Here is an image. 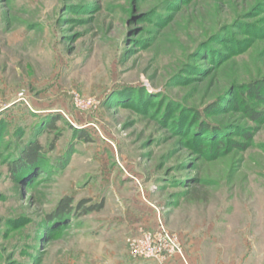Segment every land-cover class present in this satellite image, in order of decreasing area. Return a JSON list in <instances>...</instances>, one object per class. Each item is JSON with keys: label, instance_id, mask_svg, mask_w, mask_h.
<instances>
[{"label": "rangeland", "instance_id": "374dc122", "mask_svg": "<svg viewBox=\"0 0 264 264\" xmlns=\"http://www.w3.org/2000/svg\"><path fill=\"white\" fill-rule=\"evenodd\" d=\"M261 79L264 0H0V264H116L158 221L264 250V121L241 110ZM201 122L247 147L203 153ZM33 141L49 175L18 180ZM64 197L83 205L47 232Z\"/></svg>", "mask_w": 264, "mask_h": 264}, {"label": "trees", "instance_id": "16d2710c", "mask_svg": "<svg viewBox=\"0 0 264 264\" xmlns=\"http://www.w3.org/2000/svg\"><path fill=\"white\" fill-rule=\"evenodd\" d=\"M245 91H246V95H248L251 101L254 102V105L255 103H261V102L264 103V79H261V80L255 81L252 84H249L246 87ZM227 92H230V90ZM143 98L140 99L139 97L138 99V98L131 96L125 99H129V101H136V103L142 104ZM220 100L221 98L218 101H216L214 104H211L208 108L209 110L207 109V111L211 113L212 111L216 110L217 104L220 102ZM145 101L146 100L144 99L143 103H146ZM232 103L228 104L229 109H237L238 106L241 104L240 101H237L236 104L235 103L232 104ZM241 110L244 111L245 116L252 123H255V122L261 123L264 121V111H258L248 105H241ZM53 124L54 122L52 123V125ZM187 125H185V129ZM195 128H196V131L193 132V134H194V137L196 136L195 140L199 141L198 147L202 149L203 153L207 155L208 154L217 155L219 153V149L223 146H224L223 149H225V151L226 149H231V148L240 150V149H245L247 147V144L244 142L238 143L236 141H232V140L224 138L225 136L222 135L220 128L213 127L209 123H204V122L198 123L195 126ZM3 130H4V126H1L0 136L3 133ZM219 132L221 133V136L218 135ZM74 133L76 137H78L79 140H86V138H83L82 136L83 134H81V132L74 131ZM238 136H242L243 139L245 140H249L251 137L249 133H244V131H241L238 134ZM54 141H56V139ZM54 141L52 142L51 145H53ZM51 147L52 146H50V148ZM42 151L43 150H42L40 143H38L37 141H33V142L28 143L27 146H25L22 150H20L17 155L15 154L16 157L13 159V162L10 165V169H11V172L13 173L12 174L13 177L19 180L20 178L31 175L35 169H40L42 174L45 173L48 176L50 172L49 170L50 167L47 168L45 162H43V154H41ZM81 203L82 202H79L76 206H73V201L70 198L68 197L62 198L58 202V205L55 207V209L47 216L50 221V224L48 223V225H46L45 227L46 231L50 232L51 231L50 229L53 228V225L55 223H59V225H62L63 222H65V220L69 218H75V216L77 215L76 210H78L81 207L80 206ZM81 205H83V203ZM102 207L103 205L101 203L96 206L95 205L89 206L84 209L83 214L99 212L101 211ZM61 232H62L61 228H56L53 230L54 235H59L61 234Z\"/></svg>", "mask_w": 264, "mask_h": 264}, {"label": "crops", "instance_id": "0c3cea01", "mask_svg": "<svg viewBox=\"0 0 264 264\" xmlns=\"http://www.w3.org/2000/svg\"><path fill=\"white\" fill-rule=\"evenodd\" d=\"M149 228L150 230L155 229L153 222ZM177 239L182 247V256H174L163 262H158L154 260H132L129 255H126L120 258L116 264H264V250H256L255 244L250 249L249 244L244 243L245 249L243 251L234 248L226 256L216 239H180L178 237Z\"/></svg>", "mask_w": 264, "mask_h": 264}, {"label": "built area", "instance_id": "2783aa9c", "mask_svg": "<svg viewBox=\"0 0 264 264\" xmlns=\"http://www.w3.org/2000/svg\"><path fill=\"white\" fill-rule=\"evenodd\" d=\"M126 245L132 260L163 262L174 256H182L180 241L160 221L155 229L138 230L129 236Z\"/></svg>", "mask_w": 264, "mask_h": 264}]
</instances>
